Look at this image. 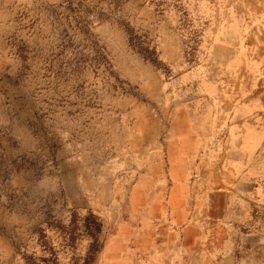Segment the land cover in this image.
Here are the masks:
<instances>
[{
	"label": "rangeland",
	"instance_id": "rangeland-1",
	"mask_svg": "<svg viewBox=\"0 0 264 264\" xmlns=\"http://www.w3.org/2000/svg\"><path fill=\"white\" fill-rule=\"evenodd\" d=\"M90 251L264 264V0H0V264Z\"/></svg>",
	"mask_w": 264,
	"mask_h": 264
},
{
	"label": "trees",
	"instance_id": "trees-1",
	"mask_svg": "<svg viewBox=\"0 0 264 264\" xmlns=\"http://www.w3.org/2000/svg\"><path fill=\"white\" fill-rule=\"evenodd\" d=\"M135 38H137V37H131V41L133 40V41H135L134 39ZM138 39V38H137ZM139 44V45H138ZM135 45L137 46V48L139 49V51L140 52H142L143 53V55L145 56V58H147V59H149L152 63H154V64H158V61H157V57L155 56V53L154 52H152V51H148V49H142L141 47H140V43H135ZM70 225H68V226H64V225H62L61 226V228H68ZM83 226H85V229L86 230H89V228H90V225H83ZM72 230L71 231H67V232H65V234H69L68 235V238H69V240H72L73 239V237H72ZM41 238H42V236L40 237L39 236V238H38V243L40 244V245H43L44 247H46V245L44 244V243H42V240H41ZM42 243V244H41ZM95 245H96V242H95V239H94V237H93V243H91V247H95ZM52 255V257L53 258H41V261H50V264H58L57 262H56V257H55V255L52 253L51 254ZM90 256H91V251L89 252V255H86V257H85V259H84V264H89V262H90Z\"/></svg>",
	"mask_w": 264,
	"mask_h": 264
}]
</instances>
